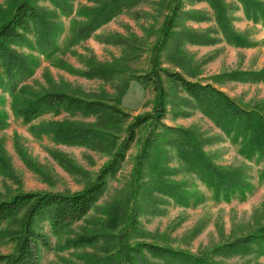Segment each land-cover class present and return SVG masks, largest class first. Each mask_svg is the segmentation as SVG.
Listing matches in <instances>:
<instances>
[{
    "label": "rangeland",
    "instance_id": "obj_1",
    "mask_svg": "<svg viewBox=\"0 0 264 264\" xmlns=\"http://www.w3.org/2000/svg\"><path fill=\"white\" fill-rule=\"evenodd\" d=\"M17 1L0 0V23L13 11ZM180 1L182 28L206 35L209 33L214 44L194 45L174 39L161 53L160 67L180 73L189 81L211 84L243 108L251 109L264 101V82L215 79L226 73L264 69V26L248 21L242 5L236 0H223L230 8L233 27L252 45L238 48L226 41L214 10L205 0ZM70 2L73 5L70 17L63 16L49 1L39 0L37 4L54 17L53 22L61 25L58 51L47 58L27 47H14L39 63L34 76L25 83L26 93H21L20 101L27 95L47 91H63L107 102L119 101L120 109L130 114L131 118L120 122L124 129L117 131L118 144L135 117L154 112V86L143 85L137 77L147 74L153 66L154 48L161 40L166 18L171 15L173 0H146L124 11L85 40H78L77 32L86 21L84 9L94 7L95 3L93 0ZM193 11L201 13L207 21L187 20L186 13ZM30 39L33 40V37L30 36ZM97 64L114 70L104 79H89L80 75ZM163 82L169 94L164 124L193 132L209 159L220 168L239 172L253 187L252 192L244 201L216 200L199 176L187 168L177 150L165 147L167 165L173 171L171 180L181 184L191 195L201 196L202 202L183 207L168 196L160 193L149 195L143 191L133 198L136 156L151 131L149 124L144 125L138 129L136 142L127 152L121 170L108 179L106 193L84 220L59 237L52 233L47 222L37 223V230L47 236L50 245L41 249V264H90L89 258L104 259L101 263L127 264L124 258L117 256L121 248L119 233L122 225L112 232L116 236L107 241L101 240L96 245L75 249L68 247L67 243L80 235L100 233L109 219L126 221L129 213H136L139 223L138 230L128 239L131 246L137 243L155 244L197 257L207 256L215 264H264V255L259 254H213L218 247L264 226V183L259 179L264 162L257 164L243 157L241 146L233 143L179 85L165 76ZM124 86H127V91L120 97ZM0 101V112L7 114V126L0 129V202L20 193L80 192L95 181L111 160L107 151L62 144L53 135L39 130L51 122L100 124L107 119L62 113L48 114L26 124L14 114L12 98L1 89ZM12 227L10 223L0 229V255L14 250L5 238V232ZM145 256L153 264H162L148 254Z\"/></svg>",
    "mask_w": 264,
    "mask_h": 264
},
{
    "label": "trees",
    "instance_id": "obj_2",
    "mask_svg": "<svg viewBox=\"0 0 264 264\" xmlns=\"http://www.w3.org/2000/svg\"><path fill=\"white\" fill-rule=\"evenodd\" d=\"M39 0H18L13 11L0 23V89L8 93L13 100L12 109L17 117L26 124L48 115L69 113L84 117L96 116L107 119L100 124H83L77 122H51L40 127V131L50 134L62 144L85 146L99 151H107L112 157L102 168L94 182L82 191L73 194L62 193H20L11 199L0 202V229L6 224H13L5 232V238L14 246L10 254L0 255V264H41V249L49 248L48 238L37 230L38 222H47L52 233L59 237L75 224L84 220L103 198L107 191L108 179L115 177L122 168L127 152L136 142L137 131L149 124L151 131L145 139L141 152L136 156L134 169V190L132 197L141 192L149 195L160 193L168 196L175 203L187 207L202 202V197L191 195L181 184L172 181V170L168 167L167 150L172 147L188 169L199 176L212 191L218 201L239 199L244 201L253 187L237 171L216 166L202 150V143L191 131L164 124L167 116L169 94L164 86L163 76L179 85L200 107L206 116L222 129L228 138L241 146L240 154L251 162H264V101L251 109L243 108L222 91L211 84H201L187 80L177 72H170L160 67V56L169 43L177 39L194 45H213L209 33H198L182 28L180 14L183 12L180 0H173L171 15L166 18L161 33V40L154 48L151 70L138 76L143 85L152 84L156 93L153 113L137 116L126 128L122 142L118 141L117 131L123 128L121 121L130 119L131 115L122 111L119 101L107 102L104 99H93L83 95L63 91H47L27 95L20 101L21 93H26L25 83L30 80L39 66L33 57L19 53L14 47H27L38 54L49 58L59 46L58 37L62 32L61 25L53 22L54 17L40 8ZM65 17L73 14L70 0H46ZM146 0H93L95 6L84 9L86 21L77 32L78 40L90 38L97 30L115 18ZM203 1V0H202ZM214 10L216 21L226 41L238 48L252 46L243 35L238 33L232 24L230 8L223 0H205ZM243 7L248 21L264 26L263 0H236ZM187 20L207 21L198 11L186 13ZM33 37V40L30 39ZM114 70V69H113ZM112 69L102 65H91L89 70L80 73L89 79L106 78ZM241 83L264 82V69L258 72H232L215 78ZM223 79V80H224ZM127 91V86L120 90V97ZM2 103V101H0ZM7 126V114L0 112V129ZM124 129V128H123ZM264 183V169L259 174ZM140 190V192H139ZM129 213L126 221L119 218L109 219L100 233H87L68 241V247L80 248L98 244L119 233L120 254L127 264H153L145 254L162 262V264H215L209 257H197L193 254L177 251L155 244L137 243L129 245V237L138 230V216ZM130 216V217H129ZM110 241V240H109ZM213 254L223 256L264 255V226L247 236L238 238L232 243L218 247ZM112 260V257L109 258ZM104 259L89 258L90 264H113L112 261L101 263Z\"/></svg>",
    "mask_w": 264,
    "mask_h": 264
}]
</instances>
